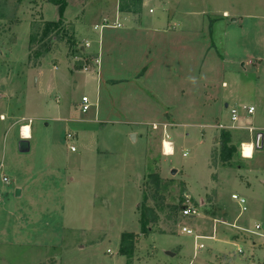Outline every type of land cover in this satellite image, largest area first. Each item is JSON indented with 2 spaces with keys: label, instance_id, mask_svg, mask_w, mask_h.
Segmentation results:
<instances>
[{
  "label": "rangeland",
  "instance_id": "rangeland-1",
  "mask_svg": "<svg viewBox=\"0 0 264 264\" xmlns=\"http://www.w3.org/2000/svg\"><path fill=\"white\" fill-rule=\"evenodd\" d=\"M66 2L64 31L73 39L75 23L97 21L117 7L139 16L143 4V0ZM224 10L229 16L222 15ZM263 15L264 0H148L141 19L162 17L161 31L145 24L139 31L104 29L105 34H116L114 41L109 39L112 44L103 45H111L115 56L108 61L115 71L107 78L97 66L95 53L75 52L61 33L46 39L48 53L35 54L42 48L38 39L45 19L58 18L57 5L48 0H0V227L7 217L3 208H11L14 189L27 171L42 181L33 192L49 189L57 205L49 227L56 248L2 245L0 255L7 261L0 264H126V256L119 252L125 231L137 232L131 264H218L222 258L223 264H264V147H258L253 162H248L239 160L241 149L230 142L235 149L228 163L233 167H222L221 132L227 129L218 121L230 124L234 105L229 102L227 108L219 98L209 106L201 92L202 82L211 87L213 81L220 92L229 66L250 78L260 76L263 69L249 62L248 52L261 50L264 55V46L253 42L256 34L264 35ZM232 17L237 21L232 22ZM90 31L95 49L99 32ZM32 33L37 35L30 42ZM76 43L82 47L81 41ZM96 66L95 75L79 73L69 76L67 83L52 77L59 69L72 73L85 67L94 71ZM212 68L219 73H210ZM244 92L251 93L246 87ZM84 95L91 104L83 113ZM249 100L245 99L246 105ZM241 105L237 110L246 116ZM263 115L259 107L250 118L257 117L260 123ZM251 119L243 121L247 125ZM24 123L31 125L30 149L21 152L18 142ZM232 132L237 143L249 135L247 129ZM67 133L73 134L72 140ZM163 139L171 141V155L164 154ZM71 143L74 151L69 149ZM212 181L217 201L227 212L224 217L233 224L217 223L215 236L227 229L221 235L223 242L207 239L213 233L208 215L217 209L214 188L208 187ZM205 187L204 203L199 205L195 199ZM232 193L245 198L244 210ZM182 205L198 207L199 214L182 215ZM142 206L157 213L147 235L140 231ZM40 216L39 223L26 224L29 233L32 227L45 225L46 215ZM6 225L11 230L12 221ZM182 227L192 234L182 232ZM194 234L206 238L196 242ZM178 243L183 252L176 250ZM199 243L203 247L198 249ZM135 256L138 261H133Z\"/></svg>",
  "mask_w": 264,
  "mask_h": 264
},
{
  "label": "crops",
  "instance_id": "crops-1",
  "mask_svg": "<svg viewBox=\"0 0 264 264\" xmlns=\"http://www.w3.org/2000/svg\"><path fill=\"white\" fill-rule=\"evenodd\" d=\"M146 2H148V0H143V4L141 5V10H140L141 12L143 10V5ZM141 12H140L139 16H137L136 13L133 15H129L128 13L120 11L119 8L117 7L109 15H104L103 17H101V19H99L97 21H88L87 19H85L84 21H79L78 23L74 24V29H73L74 39L77 41H81L82 44H84L85 42H88L89 45L88 46L82 45L81 49L84 51H89V53H95V55H96L95 58L97 60L96 61L97 66L99 69L101 67V70H103V72L107 74L106 75L107 78H108L109 73H113L115 71L114 63L113 62L108 63L109 59L112 60L115 56L113 54V49L111 48V45L106 47V48H104L103 45H104L105 41L107 43H109L110 38H111V40L114 41L116 39V34L113 35L111 32H107L105 34V32L103 31L104 29L113 30V29L124 28V29H127L129 32L132 30L139 31L138 29L140 27L144 26V24H145V26H149L150 28L153 27L154 32L161 31L160 26L165 23V20L162 19V17H156L150 21H142ZM222 15L223 16H229V12L227 10H224L222 12ZM58 17H59V15H58ZM262 17H264V15ZM111 18H114V19L112 21H110ZM252 18H254V17H252ZM57 19L58 18L53 19V20H57ZM104 19H107L108 26H101ZM45 20L48 21V19H45ZM115 20L118 23H120V26H118V27L112 26V23ZM236 21H237V18L232 17V22H236ZM87 22H89V23H87ZM99 22H101V23H99ZM146 23H148V24H146ZM96 25H98V26H96ZM150 28L148 30H150ZM241 29H242V33H243V31H244L243 27H241ZM90 30H97L99 32L98 46L95 49L92 48L93 39L89 37L91 35ZM78 34H83L84 38L79 40L77 38ZM127 34H128V32H127ZM253 38L255 39L253 42L256 45H260L263 48V46H264V35L262 36V35L256 34ZM109 44H112V43H109ZM260 52H261V50H260ZM260 52L259 51L248 52L249 62H252V64H254L256 67H261V69H263L260 72V76L256 75L254 78H250L247 75H244L243 73L238 72V70L235 67L229 66L227 69L224 70L223 76L226 79H223L221 81V86L223 88L220 90V92L217 91L216 84L214 81H213V84L211 87L208 84H204V82H202L201 92H202V94L205 93L203 102H207L209 104V106H211L219 98H221L225 102V107H227V108L230 106L229 102H232V104L234 106H231L230 110L232 108L237 109L236 106H239L241 104L242 105L240 107H241V110H243L242 109L243 106L246 105L245 99L246 98H252V100H249L247 102V105H253L254 106L253 113L259 107H262L264 109V65H262V61H264V55L261 54ZM250 58H252L254 61H250ZM97 66L95 67L94 71L88 70V68L85 67L82 70H77V71L73 70L72 73L71 72L69 73L66 69H62V70L59 69L58 72H54L55 74H54V76L52 75V77H53V79H56V80L59 79L60 81H63V83H67L69 76H75L76 74H79V73H85V75H89V76L95 75V73L98 72V71H96ZM242 66H243V70H245V68H244L245 63L242 62ZM207 71H208V69H207ZM210 73H213V74L219 73V70H217V68L213 70V68H212ZM104 78H106V77H104ZM96 79L101 80V76H100V78H99V76H96ZM101 81H106V79H102ZM57 85H59L58 82H57ZM244 87H246L250 90L251 93H248V94H250L249 96L244 94L245 93ZM253 113L246 114V116L239 113V119L237 121H235L234 123L231 122L230 124H226L224 122L218 121L219 124L222 125L223 127H225L227 129L226 131H228L230 133L231 143L237 149H239V150L241 149L239 152L240 153V156H239L240 159L239 160L244 159L248 162L249 161L253 162L255 155L258 151L257 150L258 146H256V139H257L258 134H261V139H262V141H261L262 144L259 148L263 149V147H264V115H263L262 119L259 121L260 123H256V121L258 120L257 117H255V120H252L250 118V115H252ZM23 117H21V118H23ZM248 118L251 119V121L246 125L245 124L246 121H243V120L248 119ZM30 120L31 119L29 118L27 122H30ZM22 123H23V121H22ZM24 124H27V123H24ZM11 125L14 126L15 128H17L15 123H12ZM29 126H30V137H23L22 135H21V137L27 138L29 140V149H30L31 125H29ZM215 127H217L216 124H215ZM232 129H247L249 132L248 138L241 139L237 143V141H235V140H237V138H235L233 136ZM17 130H18V128H17ZM216 131L217 130L215 128V130H213V132L211 134L212 136L209 140V141H211V146L214 144L213 142H214L215 137L213 134ZM164 141H165V139H164ZM244 142H250L251 143L250 146L252 145V152H251L250 157L249 156H246V157L242 156V144ZM244 144H243V147H244ZM247 144H249V143H247ZM171 148H172V146H171ZM164 154L165 155H171L172 153L171 154L164 153ZM250 164H252V163H250ZM221 166L222 167H233L231 164H221ZM238 167H240V165ZM46 168H47L48 172L52 171L49 168V164L47 165ZM37 172H38V174H40L42 171L39 172V169H37ZM240 175L244 176L242 173H240ZM2 178H3V176H2ZM212 178L214 181L216 180V172L212 173ZM243 178L245 179V176ZM69 179H72V178L70 177ZM20 180H21L20 183H18L14 189V192H15V190L18 188L19 194L14 196V199L12 200L13 202H11L12 203L11 208L10 209H9V207L7 209L3 208L5 210V216H7V217H6L5 224L2 227H0V251H2V245L5 246L7 244H9V245L10 244H18V245H26L27 244V245H33V246L40 245V246H46L48 248L49 247L56 248V246H55L56 245L55 244L56 239L54 236V230H52L51 232L49 230V227L52 224L50 219H52V216L54 215V213L56 212V209H57L55 196L53 194H51V191H49V189H48V191H45V192H43V191H39L37 193L33 192L35 190L34 186L35 187L40 186L42 181H41L40 177H38L36 174H32V171H27L26 175ZM29 183L31 184L32 188L29 185ZM246 183L248 186H250V182L247 179H246ZM208 187L214 188L215 192H214L213 198H214L215 206L217 209L215 210L214 215H208L209 218H212V221H213V233L211 235H208L209 237H207V239H212V240H215L216 242H223L221 239V235H222V233L227 231V229L223 228L220 231L221 233L219 232V234H220L219 237H218V235L215 236V232H217L216 231L217 230V228H216L217 223H222L223 225H225V224L233 225V224L229 221H226V219L224 217L225 214H227V212H226V210H224V208H221V206L219 205V203L217 201V188L215 190L213 181H212V185H209ZM208 187H205V190H203L202 193L199 194L198 197L195 199L199 203V205H202V203H204L202 196H203V193H205L207 191ZM189 195H190V193L188 194V197H189ZM1 210L2 209H0V213H1ZM40 214L46 215L47 221L45 220V225H43L42 228H38V229L32 227V229H33L32 231L35 233L37 232L38 235L34 234L33 232L29 233L27 231V228L25 227L26 224L30 223L32 225H35V224L39 223V221L42 218V216H40ZM9 220L12 221L11 230H9L7 225H6ZM9 231H10V233H9ZM135 233H137V232H135ZM154 233L163 234V235H169V234L171 235L172 234V233H166L164 231L163 232L157 231ZM173 233H175V232H173ZM175 246H176V250L178 252H183L184 248H183L181 243H178ZM255 246L256 245L254 244V250H255ZM164 250L169 251L167 248H164ZM107 251H109V250L107 249ZM169 254H171L170 256L173 255L172 253H169ZM222 255H225V254H222ZM217 256H220V253L215 254V258ZM135 259H136V256L133 259V261ZM221 260H223V258ZM221 260H217V261L215 260V261L218 264L225 263V262L222 263ZM0 261L5 262L7 260L5 259V257L0 255ZM135 261H138V260H135ZM190 263H191V261L188 264H190ZM53 264H55V263H53Z\"/></svg>",
  "mask_w": 264,
  "mask_h": 264
},
{
  "label": "trees",
  "instance_id": "trees-1",
  "mask_svg": "<svg viewBox=\"0 0 264 264\" xmlns=\"http://www.w3.org/2000/svg\"><path fill=\"white\" fill-rule=\"evenodd\" d=\"M49 2L57 5L58 8V19L57 20H46L43 25L42 29L39 33L38 41H41L42 48L41 50L36 51V55L40 56L41 54L48 53L50 50V43L49 41L46 42V39L49 40L50 34L54 33V35H59L61 33L65 37H67V41L69 44L73 45V50L77 53H80L82 49L78 47L76 40L73 39L72 36H67L66 30L64 31L65 24L63 22V13L66 6V0H48ZM37 34L32 33L29 37L30 42L35 40V36ZM52 37V36H51ZM81 56V54H78ZM83 66V65H82ZM221 142H220V160L222 164H229V160L232 157L235 147L230 143L231 142V135L228 131L223 130L221 132ZM174 207V206H173ZM176 208V207H175ZM157 220V213L155 210L149 206H142L141 213L139 216V223H140V231L147 235L150 231L149 224L154 223ZM137 239V233L135 232H123L120 237V244H119V252L122 255L126 256V264H131V257L132 253L135 249V240Z\"/></svg>",
  "mask_w": 264,
  "mask_h": 264
},
{
  "label": "built area",
  "instance_id": "built-area-1",
  "mask_svg": "<svg viewBox=\"0 0 264 264\" xmlns=\"http://www.w3.org/2000/svg\"><path fill=\"white\" fill-rule=\"evenodd\" d=\"M98 26V25H96ZM101 26H108V22H107V19H104ZM112 26H115V27H118L120 26V23H118L116 20L112 23ZM84 46H88V42H85L84 44H82ZM90 102L87 98L86 95L82 96L81 98V103H80V111L81 112H86L88 109H89V106H90ZM247 114H251L253 113L254 111V106L253 105H244L243 108H242ZM230 119L231 121L234 123L235 121H237L239 119V111L236 109V108H232L230 110ZM157 125L156 124H153V127H156ZM221 127H223L222 125H219ZM163 128H166V125L164 124L163 125ZM164 133H165V129H164ZM165 136L166 138L169 137V135L167 133H165ZM66 137L68 140H72L73 138V134L71 133H67L66 134ZM164 140V139H163ZM162 140V150L164 152V141ZM168 142L171 143V141L167 140ZM172 145V144H171ZM69 149L71 151H74L75 150V145L74 144H69ZM173 152V150L171 151V153ZM3 181L7 182L8 181V178L6 176H3ZM231 198L237 200L238 202V205L241 207V210H244L245 209V198L242 197V196H239L235 193H232L231 194ZM181 214L182 215H185V216H192V215H197L199 214V211L197 208L195 207H189L188 205H183L181 207ZM256 228H259V225H256ZM181 231L182 232H185L187 234H192V230L190 228H187V227H182L181 228ZM209 237V236H208ZM206 237L205 236H202V235H198V234H194V239L196 242H198L199 240L201 239H205ZM203 247V244L202 243H199L198 245L196 244V248H202ZM238 251H241L240 249Z\"/></svg>",
  "mask_w": 264,
  "mask_h": 264
},
{
  "label": "water",
  "instance_id": "water-1",
  "mask_svg": "<svg viewBox=\"0 0 264 264\" xmlns=\"http://www.w3.org/2000/svg\"><path fill=\"white\" fill-rule=\"evenodd\" d=\"M135 137V134L134 133H131L130 134V138L131 140H133ZM262 139H261V134H258L257 135V139H256V146L260 147L261 144H262ZM18 149L19 151L21 152H26L29 150V140L27 138H20L19 142H18ZM174 171V170H173ZM19 194V189L17 188L15 190V195H18Z\"/></svg>",
  "mask_w": 264,
  "mask_h": 264
},
{
  "label": "bare ground",
  "instance_id": "bare-ground-1",
  "mask_svg": "<svg viewBox=\"0 0 264 264\" xmlns=\"http://www.w3.org/2000/svg\"><path fill=\"white\" fill-rule=\"evenodd\" d=\"M21 130H22L21 135L23 137L30 136V126L28 124H24ZM163 146H164V153L171 154V151H172L171 143L165 140ZM248 146H250V144H247V143L244 144V149H243L244 153L248 150ZM251 152H252V145H251Z\"/></svg>",
  "mask_w": 264,
  "mask_h": 264
},
{
  "label": "clouds",
  "instance_id": "clouds-1",
  "mask_svg": "<svg viewBox=\"0 0 264 264\" xmlns=\"http://www.w3.org/2000/svg\"><path fill=\"white\" fill-rule=\"evenodd\" d=\"M245 156H251V146H248V150L244 153Z\"/></svg>",
  "mask_w": 264,
  "mask_h": 264
}]
</instances>
